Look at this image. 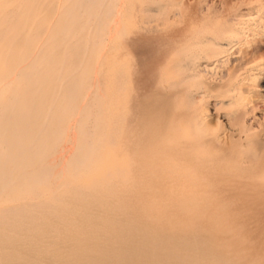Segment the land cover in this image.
I'll list each match as a JSON object with an SVG mask.
<instances>
[{
    "label": "bare ground",
    "instance_id": "6f19581e",
    "mask_svg": "<svg viewBox=\"0 0 264 264\" xmlns=\"http://www.w3.org/2000/svg\"><path fill=\"white\" fill-rule=\"evenodd\" d=\"M34 1L0 0V264H160L144 208L264 184V0Z\"/></svg>",
    "mask_w": 264,
    "mask_h": 264
},
{
    "label": "rangeland",
    "instance_id": "374dc122",
    "mask_svg": "<svg viewBox=\"0 0 264 264\" xmlns=\"http://www.w3.org/2000/svg\"><path fill=\"white\" fill-rule=\"evenodd\" d=\"M36 1L38 2V0H36ZM45 1L47 2L48 0H41V2L39 0V3L43 4V2H45ZM50 1H53V0H50ZM37 2H35L33 4L36 5ZM54 2H56V1L54 0ZM57 2L60 3V4L57 3V5L60 8V5L62 4L61 2H63V1L58 0ZM41 4H40V6H41ZM45 4L46 3H44V5ZM63 4L61 6H63ZM14 14H16V13H14ZM15 16H17V14ZM13 18L14 17L11 15L10 21H12ZM16 18H15V20H16ZM54 18H56V17H51V19L47 22L46 26L48 25V26L52 27V25L55 21ZM258 18H260L261 21ZM258 18L255 21V24H257L256 22L259 20V22L257 24V29L255 28L256 26L252 27L253 30H252V28L249 27L248 32L246 31V36L250 35L248 37L249 39L246 38V36L245 37L243 36V37L246 38L247 40L252 39L256 42H259V43L261 42V44L264 45V42H262V41H264V30H263V28H264V25H263L264 17L259 16ZM10 21L9 20L7 21V25H8V23L12 24V22H10ZM150 21H148L147 23L151 24V23L156 22V21L158 23L159 17L158 16L153 17L150 19ZM51 22H52V24H51ZM261 22H262V26H260ZM49 23L51 25H49ZM157 23H153L151 26L154 27L155 25H157ZM148 24L146 26H150ZM48 26H47L48 30H47V28L43 29V30H45V32H41L40 35L36 38V41H40V38H42L41 40L46 38V37L43 38L44 37L43 34H45L47 36L48 32L51 29ZM1 27H3V25ZM4 27H5V25H4ZM4 27H3V29H4ZM46 30H47V33H46ZM257 31H259L260 33H257ZM256 33H257V35H254ZM8 36L5 37L2 35L3 44H5L4 38L8 39V40L5 39L6 42L10 41ZM250 37H251V39H250ZM10 39H12V37ZM2 40L0 39V45H1ZM10 43H12V41H10ZM8 45H10V44H8ZM110 45H109V42L105 45V47H107V48H105L106 51L107 50L110 51V48H108V46L112 47ZM11 46L14 47V45H11ZM9 48L12 49L11 47H9ZM105 49L103 50L104 52L102 51V53H105V54H102V55L109 54V51L106 52ZM229 61H228V64H229ZM230 62H231V64L233 63L232 60ZM226 63L223 64V67H224V65L228 66V64H226ZM231 64H229L230 67L232 66ZM219 65L221 68L222 64H217L213 67L215 70L213 75L212 74L207 75V74L212 73V72H209L210 70H207L208 72L206 70H201L200 74L202 75V77H201V80H199L200 79L199 78L200 75H199L198 80L200 82L205 80L204 81L205 83H210V81H211L210 79H212V81H214V80L218 81L219 80L218 77H220L221 75H219L217 77L218 80L215 78L214 75H216V74L218 75V73L219 74L223 73L227 69L224 67L225 70H220ZM223 67L221 69H223ZM217 68H219V70H217L219 72L216 73ZM243 69L244 68H242V71L244 72L245 69L244 70ZM105 71H106V68H105ZM211 71H213V70H211ZM206 72H207V74H206ZM238 72H241V69ZM243 72H241V75ZM103 74H104V70H103ZM189 74H190V72H189ZM205 74L207 77H205ZM106 75H108L107 72H106ZM186 75H188V73H186ZM212 76H214L215 79L212 78ZM257 77H258L257 81L259 80L258 81L259 86L260 87L262 86L264 88V86H263L264 85V72H263V70L258 73ZM206 78L209 79V82H207L208 79H206ZM224 78L226 79L227 77H224ZM224 78L221 77L222 80H224ZM259 93L264 94V90L263 91L261 90ZM258 109L260 111L264 109V107L262 108V104L259 105ZM188 179H189L188 183L185 184L183 186V188H181L182 192L177 193L178 198L176 200L169 201V202H162V203H159L155 206L151 205V206L143 209L144 222H145L144 224L147 226L146 229L148 230V232H157L156 233L157 236H156V238L151 237V239H149V241L147 240L146 245L142 244L141 246H143L144 248L146 247V249H149V250L155 249L154 247H159L160 248V250H159L160 254L157 255L158 257L155 258V260H157L160 264L166 263L167 260L168 261H174L176 263L182 262L184 264L185 263L186 264H204V263L205 264H213L214 262H215L214 264H217V263L218 264H264V249H263L264 248V204H263L264 203V184L263 185H261V184H258V185L250 184V185H246L243 187H236V190H234L235 188L233 189L232 187L227 189V188H222V187H216V186L211 185V184H208L205 186H198V187L194 186L190 189V176ZM250 186H252V187L250 188ZM54 188H55V186H54ZM231 188L233 189L234 192H237L239 190L238 194L233 193L232 190H231L232 191V193H231V191H229ZM56 189H57V192L59 193L60 190H58L57 187H56ZM56 189H55V191H56ZM219 189H220V191H219ZM225 190H227V191H225ZM51 191H52V189H51ZM213 191H215V192H213ZM217 191H218V193H217ZM57 192H56V194H57ZM53 193H55L54 190H53ZM239 193H240V195H239ZM241 193H242V196H241ZM53 195H55V194H53ZM233 195H234L235 199L233 198ZM240 197L243 200H240L241 199ZM29 198H27V200ZM226 198H229L230 201H229V199L226 200ZM236 198H238V201L236 200ZM29 200L25 201V202H18V203H16V201L15 202L12 201L11 203H10V201H8V202L6 201V202H4V204H3V202H0V208H1L0 213H3L4 208H6L8 205L12 206V204L15 203L14 205L18 204V207H16L17 211L14 212L16 210V209H14L13 210L14 213H12V214H14V216L17 217L19 212H21L20 213L21 215L24 214L26 216L27 211L25 212L24 206H25V204H27L29 202ZM22 201H24V199ZM186 201H188V202H186ZM257 203L259 204V206L257 205ZM19 204H22L23 206L19 205ZM252 205L254 206V208ZM20 208L24 209V213L22 212L23 210L22 211L20 210ZM261 209H262V211H259ZM241 212H242V215L240 214ZM243 212H244V214H243ZM249 212H250V214H251V212H253L255 214L252 213V215H249ZM239 214L241 215L240 217H239ZM21 215H20V217L18 215L17 218H20V219H21V217L23 218L24 215L23 216H21ZM245 216H247V217L251 216L252 218L251 217L247 218L248 219L247 220V219H244V218H246ZM254 216H255V218H254ZM241 218H242V220H241ZM249 219H250V221H249ZM249 222L250 223L252 222V223L250 224ZM248 223H249V225H248ZM249 226H250V228H249ZM247 230H248V233H247ZM175 234L177 236H175ZM248 234H250V235L248 236ZM169 235H171V236H169ZM245 236H246V238H245ZM255 237H257V238H255ZM175 238H177V239H175ZM250 246H252V247L250 248ZM247 247H248V250H247ZM172 248H175L177 251L172 252ZM180 248L183 251H189L190 250L189 251L190 256L185 258V259H187V262L185 259L184 260L181 259L182 257H179V253L181 252V251L179 252ZM209 248H211V249H209ZM214 250L216 252H218V254H216V252ZM147 252L148 251H146L145 253L149 257L148 259L153 260L154 259L152 257L153 251H150V253H147ZM221 255H223V256L221 257ZM136 257L137 256L133 257L134 261H136L135 259H137L139 263H143V261H144L143 258L145 256H138L137 258ZM133 258H132V260H133ZM217 258H219V259H217Z\"/></svg>",
    "mask_w": 264,
    "mask_h": 264
}]
</instances>
